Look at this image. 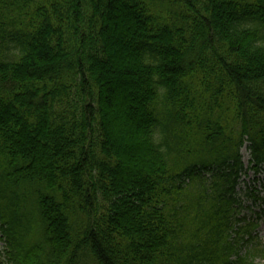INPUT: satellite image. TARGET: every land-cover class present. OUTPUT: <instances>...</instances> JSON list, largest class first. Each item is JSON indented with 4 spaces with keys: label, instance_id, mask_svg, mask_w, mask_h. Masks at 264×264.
Listing matches in <instances>:
<instances>
[{
    "label": "trees",
    "instance_id": "trees-1",
    "mask_svg": "<svg viewBox=\"0 0 264 264\" xmlns=\"http://www.w3.org/2000/svg\"><path fill=\"white\" fill-rule=\"evenodd\" d=\"M250 170L264 0H0V264H257Z\"/></svg>",
    "mask_w": 264,
    "mask_h": 264
},
{
    "label": "rangeland",
    "instance_id": "rangeland-1",
    "mask_svg": "<svg viewBox=\"0 0 264 264\" xmlns=\"http://www.w3.org/2000/svg\"><path fill=\"white\" fill-rule=\"evenodd\" d=\"M254 177H255V176H254L253 172L250 171V172L247 174V178L245 179V181H242V179H241L240 185L238 186V191H239L240 195H242L243 198H244V200H245L246 202H248V207H247V208L245 209V211H244V213H245V214H248V215H249L251 212H257V211H260V212H261V209H262V206L252 204V203H251V202H252L251 199L248 198V197H246L247 187H249V186H253V182H256V185H257L258 189L261 190V195H262V193L264 194V185H263V182H262V181H264V179H263L264 174L261 173V176H259L260 179H261L262 181H261V180H260V181H256V180H254V179H255ZM242 178H244V176H243ZM261 215H262L263 217H262L261 219H259V221H260V226H259L258 231H259L260 236H261L262 238H264V213H261ZM1 245H2V244H1V241H0V246H1ZM262 260H264V259H259V258H258V259L256 260V263H257V264H264V261H262Z\"/></svg>",
    "mask_w": 264,
    "mask_h": 264
}]
</instances>
